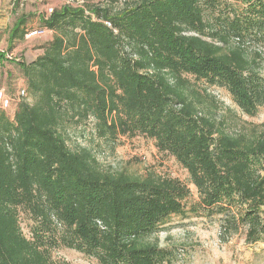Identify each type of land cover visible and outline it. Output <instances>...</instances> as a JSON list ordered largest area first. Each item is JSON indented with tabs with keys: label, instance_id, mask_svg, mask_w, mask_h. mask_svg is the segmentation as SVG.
Segmentation results:
<instances>
[{
	"label": "trees",
	"instance_id": "1",
	"mask_svg": "<svg viewBox=\"0 0 264 264\" xmlns=\"http://www.w3.org/2000/svg\"><path fill=\"white\" fill-rule=\"evenodd\" d=\"M233 1L242 7L224 16L231 0H139L118 11L83 1L43 15L53 38L19 63L33 102L23 98L13 119L0 110V264H69L52 262L56 246L97 264H173L153 239L187 214L191 189L101 169L91 150L71 146L70 129L91 122L101 138L153 140L186 170L224 234L264 244V131L228 133L191 81L226 88L246 116L264 106V78L241 45L228 46L264 33V0Z\"/></svg>",
	"mask_w": 264,
	"mask_h": 264
},
{
	"label": "rangeland",
	"instance_id": "2",
	"mask_svg": "<svg viewBox=\"0 0 264 264\" xmlns=\"http://www.w3.org/2000/svg\"><path fill=\"white\" fill-rule=\"evenodd\" d=\"M13 1V0H12ZM99 3L113 5L114 10H122L126 5H131L139 0H74L66 4L63 0H31L28 3L9 2L0 7V53L15 54V60L7 57L2 61L27 63L35 56L38 45L47 43L49 34L43 33L37 39L12 45L11 30L21 18H26L27 28L39 29L40 20L46 7L54 10L63 5L77 7L83 3ZM230 7L241 8V3ZM5 6V7H4ZM252 31L245 36L242 43L237 38L230 39L228 46L241 45L246 51V56L254 64L255 69L264 78V33ZM49 42V41H48ZM226 48V47H225ZM30 49L32 52L30 54ZM12 50V51H11ZM27 54V56H26ZM195 90L199 94L203 112L211 116L218 123H224L225 129L230 134L249 132L256 129L258 133L264 131V106L260 108L255 117L246 116L232 100L227 89L219 85H211L205 81H196L191 78ZM30 103L32 99L25 97ZM20 103V102H19ZM18 104H14L7 114L11 119L15 117ZM1 110V109H0ZM94 125L91 122L71 131V146L76 145L91 150L98 161L99 167L111 173H126L132 177L146 179L150 175L179 179L191 189L192 196L187 202V214L173 216L170 224L162 230L153 240L159 245L173 252V264H264V244H249L245 241L244 232L235 233L233 230L224 234L221 228V217L208 214L207 210L199 207V196L194 186L190 184L189 175L176 160L167 154L160 153L153 140L143 137L119 136L116 139L99 137L93 134ZM24 217V216H23ZM23 233L29 237V221L27 217L21 220ZM52 262L69 264H97L96 260L83 255L75 250L56 246L52 248Z\"/></svg>",
	"mask_w": 264,
	"mask_h": 264
},
{
	"label": "crops",
	"instance_id": "3",
	"mask_svg": "<svg viewBox=\"0 0 264 264\" xmlns=\"http://www.w3.org/2000/svg\"><path fill=\"white\" fill-rule=\"evenodd\" d=\"M9 2H13V1L12 0H0V7H1V4L7 5ZM40 26H41V20H40ZM13 29L11 30L10 35H12ZM23 30L25 31L26 35L24 36V38L22 40L15 39L14 41H12L10 39V41H11L13 46L16 43H21V42H23L25 40H27L26 43L28 44L30 42V40L32 41L34 39L39 38V37H36V38H28L27 37L28 33L31 32V31L36 30V28L28 29L27 28V24H26L25 29L23 28ZM39 30H43V29L41 27H39ZM47 34H49V37L47 39V42H48V41H50L53 38V32L46 30L45 36ZM45 44L46 43H42V44L38 45V49L35 50V56L31 60L27 61V63H31L37 57H39L40 55L43 54L42 47ZM31 52H32V49H30V54H31ZM26 56H27V54H26ZM2 60L3 59H0V89L5 90L7 95L16 97L17 93L20 90H22V89L27 90V80L24 77L22 69H21V67L19 65H16L14 62L13 63L8 62V61L4 62Z\"/></svg>",
	"mask_w": 264,
	"mask_h": 264
},
{
	"label": "built area",
	"instance_id": "4",
	"mask_svg": "<svg viewBox=\"0 0 264 264\" xmlns=\"http://www.w3.org/2000/svg\"><path fill=\"white\" fill-rule=\"evenodd\" d=\"M14 2L20 1L21 3H27L30 2L31 0H13ZM64 3L66 4H70L72 2H74V0H63ZM54 12V9L52 7H46L45 11H44V16L45 18H48L52 15V13ZM108 26H110V23H106ZM46 30H39L36 29L34 31H31L28 33L27 37L28 38H36V37H40L43 35V33H45ZM6 57L9 60H15V54H13V52L11 53H6ZM27 96L26 90L22 89L20 90L16 97L13 96H9L7 95V93L5 92V90L0 89V109L4 110V111H8L9 109H11V107L16 103L18 104L23 98H25Z\"/></svg>",
	"mask_w": 264,
	"mask_h": 264
}]
</instances>
